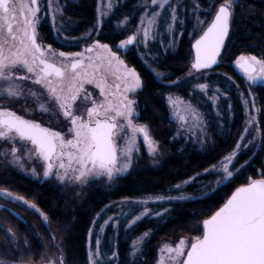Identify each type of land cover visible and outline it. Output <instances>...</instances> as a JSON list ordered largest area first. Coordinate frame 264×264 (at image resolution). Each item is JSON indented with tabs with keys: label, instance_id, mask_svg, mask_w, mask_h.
<instances>
[{
	"label": "snow or ice",
	"instance_id": "snow-or-ice-1",
	"mask_svg": "<svg viewBox=\"0 0 264 264\" xmlns=\"http://www.w3.org/2000/svg\"><path fill=\"white\" fill-rule=\"evenodd\" d=\"M218 2L219 0H209L208 8L204 10L205 18L201 19L197 15L200 11L199 0H193V15L196 19L193 31L199 30L202 34L192 45L194 58L188 75L193 71L210 69L217 64L224 48L231 27L234 0H222L218 8L214 9L213 5ZM142 4L144 13L140 17V27L127 39L119 42L117 51H113L108 44L95 41L83 52H64L54 50L50 44L42 45L38 42L36 30L37 13L40 12L38 0H0V98H20L24 92L20 82L30 80L33 84L42 86L49 98L47 102H38L37 93L32 89L28 90L29 95L36 98L34 102H37L41 113L50 112L48 104H52L70 122L67 133H63L0 105V141L6 140L12 144L10 153L6 151L5 155L10 154L13 163L20 167L24 166L22 157L18 155L16 143L28 142L32 147L25 148L24 155L29 161L34 157L43 161L45 177L54 176L61 183L85 185L92 178L106 177L111 182L117 175L126 173L133 164V153L138 151V136H142L149 153L156 154V142L151 139L147 125L133 122L136 101L130 99L128 95L141 89L143 82L136 69L129 67L121 59L119 49L134 44L138 36L140 43L147 47L149 40H155L161 35L160 28L166 27L169 34L175 33L177 24L180 26L184 24V20L177 15V6L183 5L181 0H142ZM48 6L51 8V0ZM108 8H112L111 0ZM55 11L62 14L59 7ZM161 12L165 13L163 17ZM208 14H211L210 20L207 19ZM52 22L55 27V15ZM120 23L126 24L127 17ZM89 36L91 32L84 38ZM147 55L151 56V53ZM235 65L250 82L249 91L252 85L264 84V57L240 55L235 60ZM22 71L26 75H20ZM153 71L156 72L155 69ZM162 75L156 72L157 77ZM171 83L176 84L178 81L173 80ZM85 84H94L99 89V96L102 99L97 101L87 93L83 100H91V106L81 110L86 115H78L74 105L81 99V93L85 92ZM196 88L204 92L208 85L199 83ZM216 91L219 92V89ZM211 99L215 101L218 97L214 94ZM167 101L180 128L186 132L199 129L206 135L204 130L207 125L202 114L190 101L171 94L167 96ZM244 104L247 107L248 101L245 100ZM252 105L255 107L254 98ZM256 111L259 112V109ZM258 123L255 115H249L246 119L240 142L221 161L224 180L233 176L229 164L240 149L249 129ZM125 129L130 130V134L124 132ZM253 131L255 135L247 141L246 147L260 134L258 126ZM121 132H124L123 143L118 145L117 137ZM179 134L178 129L177 135ZM21 146L23 147V143ZM215 167L212 166L213 169ZM32 171L35 174V168ZM261 176L260 179H249L246 184L237 187L221 207L204 218L200 234L193 236L191 240L187 237L181 238L175 246L165 244L160 249V264H164L165 252L168 253L167 259L172 264H264V174ZM220 182L218 180L217 184ZM175 187L180 189L181 185ZM0 197L14 201L24 200L23 197L14 196L4 189H0ZM186 198L183 195L155 197L161 201ZM24 203L29 204L27 200H24ZM142 203H147V200ZM29 206L33 209L37 207L35 204ZM41 215L47 223L48 216L43 213ZM139 219V216L135 217V220ZM109 220L119 226V221L113 220L112 217L105 220L104 225H107ZM135 220L132 222L135 223ZM93 223L95 225V221ZM4 231L6 236L11 234L10 243H15V233L11 229ZM99 231L103 233L104 227L101 226ZM88 235L89 264H104L108 257L107 254L102 257L100 237L97 236L93 249L91 229ZM148 235L149 233L145 232L133 242L130 253L132 257L140 251L138 245ZM52 238L55 239L54 236ZM112 257L111 264H115L118 253L112 252ZM58 259L59 264H63L62 254ZM0 264L25 262L0 260ZM48 264H56V260L49 259Z\"/></svg>",
	"mask_w": 264,
	"mask_h": 264
},
{
	"label": "trees",
	"instance_id": "trees-1",
	"mask_svg": "<svg viewBox=\"0 0 264 264\" xmlns=\"http://www.w3.org/2000/svg\"><path fill=\"white\" fill-rule=\"evenodd\" d=\"M97 1L72 0L67 3L64 15L69 20L72 31L81 32L94 26ZM234 1L230 32L221 54L220 64L210 70H201L206 74L205 79L187 76L191 69L192 45L196 37L189 36L194 25L192 16L188 13L183 15L184 24L180 26L184 30L183 37L174 50L164 53V45L155 42L150 46L151 55L156 56L154 58L144 56L143 60L136 52L124 55L125 62L136 69L143 82V87L138 93L139 121L148 125L155 141L165 153H168L163 166H145L133 170L119 178L112 189L91 185L83 205L75 210L71 208L69 200H65L60 191L62 188L50 184L36 185L12 172L0 175V188L34 202L37 208L58 226L62 235L66 264H89L87 260L89 230L93 227L94 220L100 222L106 213L110 212L111 204L149 196H164L172 192L175 185H181L184 181L207 179L213 170L212 166H219L238 143L244 123L241 94L249 88V82L237 72L235 60L240 55L264 57V0ZM207 2L208 0H199L202 8H207ZM219 2L213 5L214 9L219 6ZM109 26V22L104 25L99 41L114 47L118 42V36L108 29ZM44 29L46 37L50 39L48 42L53 44L52 33L45 26ZM75 32L72 36H79L77 32L74 34ZM153 69L163 75L157 77ZM173 80L178 83H171ZM199 82H205L225 95L219 101L217 109H214V105L208 103L204 96L201 98L196 88ZM251 91L261 110L259 126L262 137L256 145L246 147L239 153L234 165L237 171L233 169L236 173L232 178L209 196L170 202L168 211L162 218L142 220L127 229L124 226L119 227L116 234L114 233L113 245L109 240L113 233L108 230L104 237L102 253L112 255L113 250L117 252L115 264H154L156 247L161 237H174L179 233L190 237L200 234L202 220L221 207L237 187L246 184L249 179L262 178L264 87L257 84L251 87ZM169 94L190 101L195 106L199 104L207 125L201 148L199 139L195 141L189 134L176 137L179 128L176 120L170 115L167 103ZM206 169L209 171H205ZM193 188H197V185H188L186 190L192 192L195 190ZM12 221L17 232L18 246L11 244L8 238L4 237V243L7 242L8 246L0 244V260H23L25 264L38 263L41 260L38 237L25 228L22 222ZM149 231L153 234L146 240L141 255L133 258L130 255L131 242ZM112 260L113 258L109 259L105 264H111Z\"/></svg>",
	"mask_w": 264,
	"mask_h": 264
},
{
	"label": "rangeland",
	"instance_id": "rangeland-1",
	"mask_svg": "<svg viewBox=\"0 0 264 264\" xmlns=\"http://www.w3.org/2000/svg\"><path fill=\"white\" fill-rule=\"evenodd\" d=\"M72 0H51V8L48 6L49 5V0H38V4L40 7V12L37 13L38 16V21L36 24V27L39 23V27L45 26L47 27L48 31L52 33V40H56L59 45L65 46V47H72L73 45H83L85 46L84 48L90 46L93 42L99 41V37L102 33V30L104 28V25L109 22V30H111L112 33L118 36L117 38V43L113 47L112 45L109 47L113 51L118 50V44L121 40L127 39L128 36L132 35L137 28L140 27V17L144 13V8L142 4V0H111L112 3V8H108L109 0H98L96 4V19H95V24L93 27L83 30L81 32H76L79 34V36H74V37H79L77 39H72V33L75 32L74 30H71V24L69 20L66 18V15H64V9L65 6L67 5L68 2ZM235 2V1H234ZM209 3V0L207 2V5ZM181 6H177V15L180 19L184 20L183 15L185 16L186 13L188 15L192 16V22L193 25L196 24V19L193 15V0H181ZM200 4V3H199ZM234 5V4H233ZM59 7L62 9V14L61 12H56V8ZM208 8V6H207ZM207 8H202L200 6V11L197 13V15L200 16L201 19L205 18V9ZM218 8V6H217ZM215 8V9H217ZM150 11V9H149ZM53 15L56 16V25L55 27L53 26L52 22V17ZM165 15L164 12H161V17ZM211 14L207 15V19H211ZM127 17V23L126 24H121L120 22L124 20V18ZM61 23L63 24V27L61 28ZM159 23V21H158ZM119 25V26H118ZM161 32V35L158 36L155 40H149L147 47H145L143 44L140 43V37H137V41L132 44L128 45L125 48L119 49V55L121 59L124 60V55L126 53L130 52H136L140 58L143 60L145 59L144 56L148 57L149 55L144 54L145 53H150V46L153 45L155 42H158L162 45H164L163 51L166 53L169 50H174L175 47L178 45L180 40L183 37V32L184 30L180 28V25L177 24L176 26V32L173 34H169L165 28H160L159 29ZM76 32L74 34H76ZM91 32V36L84 38L87 33ZM182 33V34H180ZM202 34L199 30L193 31L190 30L189 36L191 38H194ZM71 37V38H69ZM194 39H197V38ZM195 41V40H194ZM75 42V43H74ZM101 44H105L101 41H99ZM79 43V44H77ZM194 43V42H193ZM142 50V51H141ZM144 51V52H143ZM161 51V52H163ZM154 54V53H153ZM94 55V53H93ZM154 58L156 56H149L150 58ZM152 60V59H151ZM125 62V60H124ZM126 63V62H125ZM127 64V63H126ZM237 72L244 76V74L236 67ZM190 71V70H189ZM189 73V72H188ZM20 74V73H19ZM187 76H196L199 77L200 80L205 79L206 74H203L201 71L200 72H195L193 71L191 75ZM245 77V76H244ZM246 78V77H245ZM23 85L24 92L20 98L17 99H3L0 98V105H3L4 107H8L13 111H16L17 113L22 111L24 112L27 116H33L35 113L39 115V123L46 127H50L54 130L61 131L63 133H67L68 128L70 127V122L66 118L63 117V115L59 112L58 109L54 108L52 104H48V107L50 108V112L48 113H41V111L37 107V102L36 98L32 97L29 95L28 90L30 89L29 86H27L23 81L20 82ZM199 83H205V82H199ZM198 83V84H199ZM250 83V82H249ZM93 85V84H92ZM257 85V84H256ZM256 85H252L251 87H254ZM264 85V84H262ZM95 86V85H94ZM32 90H34L38 97L39 101L38 102H47L48 101V96L46 93V90L39 85V90L38 88L31 86ZM142 89V88H141ZM137 90L134 93H129V98L134 99L136 101L134 108L136 115L133 117V122L136 124H145L140 121H138V113L136 110V104H137V94L141 90ZM211 89V92L209 90ZM217 89L214 87H210L208 84V89L204 92L199 90L197 88V92L200 94L201 98L204 96L205 100L208 103H212L214 105V109H217L219 101L225 97V95H222V93L217 92ZM210 93V95H209ZM217 95L218 99L213 101L211 97L213 95ZM176 97L175 95H173ZM179 97V96H178ZM252 98L255 99V107L252 105ZM203 99V98H202ZM241 99H242V104H243V115H244V123L243 127L240 133H243L244 127H245V121L248 118L249 115H255L257 117V120L259 122V115L261 113L260 107L257 104L256 98L253 94L252 91H249V88L246 89L245 92H242L241 94ZM184 100V99H183ZM248 101L247 107H245L244 101ZM186 101V100H185ZM139 103V102H138ZM168 103V101H167ZM198 104V103H197ZM169 106V111L171 117L176 120L173 115L172 111ZM195 106V105H194ZM199 111V104L195 106ZM256 109H259V112L256 111ZM201 113V111H200ZM35 114V115H36ZM38 117V116H37ZM177 125L180 130V134L176 135L177 138H179L181 135L185 136V134H189L191 137L197 141L199 139V147L202 144V141L204 142V135L200 132L199 129H193L192 132H186L184 129L180 128V124L178 121ZM122 123V121L120 122ZM146 125V124H145ZM260 126L259 123L258 125H253L252 128L249 129L248 135H245L244 141L241 142L240 149L237 151L235 157L232 159V161L229 164V168L231 171H233V174L236 173L237 169L234 168V165L236 164L237 161V156H239V153L241 151H244V148L246 149L245 144L249 139H252V137L255 135V132L253 129L256 127ZM148 127V125H147ZM149 135L153 141H155L150 128L148 127ZM205 131V130H204ZM124 132H129L130 130L125 129ZM124 132H121L120 136L117 137V143L118 145H122L123 143V137H124ZM70 137V134H68ZM261 132L259 136L256 137V139L253 140L252 144H248L247 147L256 145L258 142H260L261 139ZM67 138V137H66ZM156 142V141H155ZM238 142H240V137ZM21 143H23V147L21 146ZM157 146V152L156 154H150L148 150V146L146 143L143 142L142 136L137 137V147L138 151L133 153V164L131 168L123 174L117 175L116 178L109 182L106 177H100V178H92L89 180V182L85 185H79L75 183H61L58 181L54 176L53 177H45L43 175V161L40 160L38 157H34L33 160L29 161L27 157L24 155L25 148H31L32 146L28 142H17L16 147L19 149L18 155L22 157V162H23V167H20L18 164L12 162V156L10 154L5 155V152L10 153V149L12 147V144L9 141H0V175L6 174L7 172H12L14 175L21 177L25 181H30L35 183L36 185L40 184H50L52 186H55L57 188H62L60 189L61 193L63 194L65 200H69V204L73 210L76 208L80 207L84 203V198H86L87 190H89V187L91 185H94L95 187H102V188H114L116 186V182L119 178L124 177L128 175L131 171H135L138 169H142L145 166H155V167H161L164 165V162L167 158V152L161 148V146L156 142ZM201 148V147H200ZM235 147L233 148V150ZM232 150V151H233ZM223 161V160H222ZM221 165V164H220ZM217 166L215 169L211 171V175L207 179H199V180H194L190 179L188 183H183L181 184V188L177 189L176 187L173 189L172 192H169L168 194L164 195L165 197H178V196H185L190 199L194 198H202L206 197L207 195L209 196L210 193L215 191L220 185L224 184L231 178L224 180L223 179V172L221 170V167ZM35 168V174H33L32 169ZM235 169L236 171H234ZM220 180L221 182L217 184V181ZM197 185V188L192 192H188L186 190V187L188 185ZM93 186V187H94ZM91 188V187H90ZM3 189V188H0ZM7 192H11L9 190H6ZM14 196H19L18 194H15L11 192ZM22 197V196H20ZM157 196H149L146 198L142 199H136V200H130V201H122L119 203L111 204L109 207V213H106L104 216L103 220L98 222V220L95 221V225L93 224V227L91 228L92 230V237H91V246L94 249L95 248V240L97 236L100 237L101 240V254L102 257L104 256V253H102V245L104 241V237L107 233L108 230H110L113 234L110 235V244L113 245L115 243V234L116 231L119 229V227L124 226L126 229L130 228L132 225L138 223L139 221L142 220H147V219H158L162 218L163 215H165L168 211L170 202L176 201L179 199H165L163 201L155 199ZM186 198V199H187ZM24 200H26L24 198ZM24 200H18L14 201L10 198H3L0 197V244H4L5 246L7 245V242H5L4 237L8 238L9 240V235H5V229H11L13 233H15V243L11 244H17L18 246V239L17 237V232L13 228V221H19L22 222L25 228H27L32 234H38L35 235L38 237L39 240V247H40V256L41 260H39L38 263H32V264H48L49 259L56 260V264H59V256L62 254L63 255V264H66V256L65 252L63 249V242H62V235L60 232V229L58 226H55L54 223L50 220L48 217L47 223H45L43 216L41 213L45 214L42 212L39 208H31L29 205L34 204V202L29 201V204H25ZM147 200V203H142V201ZM68 204V205H69ZM167 209V211H165ZM157 213H161V215H157ZM46 215V214H45ZM139 216V220H135V217ZM109 217H112L113 220H118L119 221V226L115 225L112 220H109L107 225H104V221L107 220ZM135 220V223L132 221ZM103 226L104 227V232L100 233L99 228ZM115 233V234H114ZM149 235L147 237H144L143 242L138 245L140 248V251L137 252L136 256L133 258H137L141 255L142 249L144 247V244L146 240L153 234V232L149 231ZM144 234V233H143ZM143 234L136 239H134L131 242V251H132V245L134 241H137L140 237L143 236ZM55 237L53 239L52 237ZM187 237L189 240H191L192 237L185 235L184 233H179L174 237H161L157 247H156V258L154 261V264H160V249L165 245V244H171L175 246L179 239ZM55 245H58L59 247H55ZM88 249H89V244H88ZM114 252V250H113ZM107 254V253H105ZM165 256V261L164 264H172L171 261L167 259L168 253H164ZM108 259L104 261V264L106 261L109 259L113 258L112 255L107 254ZM31 264L30 262H28Z\"/></svg>",
	"mask_w": 264,
	"mask_h": 264
},
{
	"label": "flooded vegetation",
	"instance_id": "flooded-vegetation-1",
	"mask_svg": "<svg viewBox=\"0 0 264 264\" xmlns=\"http://www.w3.org/2000/svg\"><path fill=\"white\" fill-rule=\"evenodd\" d=\"M36 30H37V40H38V42L41 43L42 45H49L50 44L48 42V39L49 38L46 37V29H44V26L39 27V23H38V25L36 27ZM71 37H72V39L79 38V37L75 38L74 36H71ZM71 37H69V38H71ZM52 41H53V44H50V45L52 46V48L54 50H57V51H64V52H83L84 49H85L84 48L85 46H83V45H77V46L73 45L72 47H65V46L59 45V43L56 40H52ZM77 44H79V43H77ZM127 54L128 53H126L125 55H127ZM20 75H26V73L22 71V72H20ZM23 82L27 86H29L30 89H32L31 86H34V87L38 88V90H39V85L33 84L30 80H26V81H23ZM258 85L264 87V85H262V84H258ZM84 89H85V92L84 93H81V99H78L77 102H76V104L74 105L76 114H78V115H86V113H83L81 110L84 109V108H86V107H90L91 106V100H88V101H84L83 100V97L87 93H90L91 94V98L92 99H96L97 101L99 99H102V97L99 96V89H97L94 86V84L93 85L92 84H85L84 85ZM137 97H138V94H137ZM136 110H137V113H138V121H139L140 107H139V103H138V98H137ZM17 114L22 115V116H25L26 118L33 119V120H36L37 122H39V115L36 114V113H35L36 115L34 114L33 116H29V115L27 116L22 111L18 112Z\"/></svg>",
	"mask_w": 264,
	"mask_h": 264
},
{
	"label": "water",
	"instance_id": "water-1",
	"mask_svg": "<svg viewBox=\"0 0 264 264\" xmlns=\"http://www.w3.org/2000/svg\"><path fill=\"white\" fill-rule=\"evenodd\" d=\"M230 32V31H229ZM199 38V37H198ZM228 38V37H227ZM227 38H226V40H227ZM226 40H225V42H226ZM194 43H195V41H194ZM193 43V44H194ZM224 46H225V44H224ZM192 49H193V47H192ZM224 49V48H223ZM223 49L221 50V53H220V56L218 57V62H217V64H215V65H213L210 69H213V68H215V67H217L219 64H220V58H221V54H222V52H223ZM193 58H194V49H193ZM210 69H203V70H210Z\"/></svg>",
	"mask_w": 264,
	"mask_h": 264
}]
</instances>
